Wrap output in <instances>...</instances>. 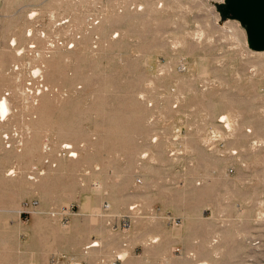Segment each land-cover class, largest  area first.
I'll return each mask as SVG.
<instances>
[{"label":"rangeland","instance_id":"1","mask_svg":"<svg viewBox=\"0 0 264 264\" xmlns=\"http://www.w3.org/2000/svg\"><path fill=\"white\" fill-rule=\"evenodd\" d=\"M247 31L229 0H0V264H264Z\"/></svg>","mask_w":264,"mask_h":264},{"label":"water","instance_id":"2","mask_svg":"<svg viewBox=\"0 0 264 264\" xmlns=\"http://www.w3.org/2000/svg\"><path fill=\"white\" fill-rule=\"evenodd\" d=\"M232 14L248 26V42L254 49L264 48V0H229Z\"/></svg>","mask_w":264,"mask_h":264},{"label":"bare ground","instance_id":"3","mask_svg":"<svg viewBox=\"0 0 264 264\" xmlns=\"http://www.w3.org/2000/svg\"><path fill=\"white\" fill-rule=\"evenodd\" d=\"M34 11V10H33ZM35 14V12H32L31 14H29L30 16L28 17V18H32L33 17V15ZM15 40L16 39H13L12 40V43H10V45L11 46H15L16 44H15ZM18 44V43H17ZM17 46V45H16ZM33 47L34 46H31L30 47V49L29 50H32L33 49ZM20 48H22V47H20ZM18 49V51L16 52L17 53V55H21L22 53H23V48L22 49ZM264 49V48H263ZM28 50V51H29ZM17 67H18V65H17ZM15 69H17L16 68V65H15ZM18 69H19V67H18ZM39 70H40V68L39 67H37V68H35V71L34 70H32L33 71V75L32 76H36V77H40V72H39ZM42 74V73H41ZM11 108V106H10V103H9V99H7L6 97H1L0 98V117L1 118H6V116H7V114L10 112L9 110H11L10 109ZM3 119V120H4ZM4 139L6 140V139H9V136H8V134L7 135H5L4 136ZM123 255H125V254H123ZM122 255V256H123ZM124 257V256H123ZM202 263V262H201Z\"/></svg>","mask_w":264,"mask_h":264},{"label":"built area","instance_id":"4","mask_svg":"<svg viewBox=\"0 0 264 264\" xmlns=\"http://www.w3.org/2000/svg\"><path fill=\"white\" fill-rule=\"evenodd\" d=\"M8 140V139H7ZM10 140V139H9ZM5 142H7L8 143V141H6V140H4ZM8 146H9V144H7Z\"/></svg>","mask_w":264,"mask_h":264}]
</instances>
